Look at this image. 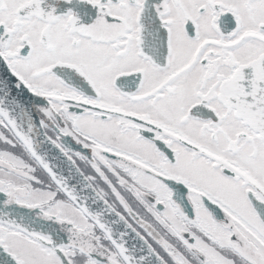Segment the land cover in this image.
I'll return each instance as SVG.
<instances>
[{
  "label": "snow or ice",
  "instance_id": "snow-or-ice-1",
  "mask_svg": "<svg viewBox=\"0 0 264 264\" xmlns=\"http://www.w3.org/2000/svg\"><path fill=\"white\" fill-rule=\"evenodd\" d=\"M0 264H264V0H0Z\"/></svg>",
  "mask_w": 264,
  "mask_h": 264
}]
</instances>
